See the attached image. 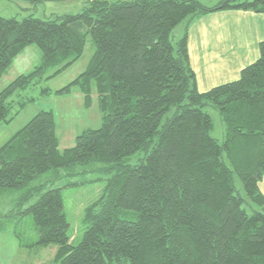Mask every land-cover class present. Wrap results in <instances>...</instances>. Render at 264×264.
I'll return each instance as SVG.
<instances>
[{
	"label": "trees",
	"instance_id": "obj_1",
	"mask_svg": "<svg viewBox=\"0 0 264 264\" xmlns=\"http://www.w3.org/2000/svg\"><path fill=\"white\" fill-rule=\"evenodd\" d=\"M90 1L77 14L53 19L0 16V76L28 45L42 53L39 65L0 90V123L17 112L10 113L8 98L49 67L60 65V72L76 61L87 34L95 49L85 70L54 92L75 88L89 107L94 89L103 113L100 127L83 130L62 150L53 112L32 116L0 147V195L75 164L104 163L116 172L84 208L79 240L69 234L60 188L28 203L41 184L0 212V231L12 221L20 247L55 245L52 264H264V197L258 187L264 175V40L258 58L237 79L203 92L187 52L195 17L227 9L264 14V0H218L211 6L199 0ZM187 16L175 48L171 31ZM208 105L223 125L222 143L210 135ZM171 106L176 112L161 124ZM137 151L144 159L123 166ZM27 218L36 236L25 241L19 228Z\"/></svg>",
	"mask_w": 264,
	"mask_h": 264
},
{
	"label": "rangeland",
	"instance_id": "obj_2",
	"mask_svg": "<svg viewBox=\"0 0 264 264\" xmlns=\"http://www.w3.org/2000/svg\"><path fill=\"white\" fill-rule=\"evenodd\" d=\"M107 3H113L119 0H105ZM207 6L216 3L217 0H199ZM92 5L90 0H49L41 1L36 4L28 0H0V16L5 18H15L21 20L24 17L32 15L35 18H57L66 14H77L84 8ZM187 16L172 31L171 42L176 48V43L182 35L187 25ZM95 44L89 34L86 35L84 50L81 56L72 64L55 72L60 65L51 66L45 70L42 78L36 83L29 85L24 89L16 90L9 98L11 106L10 113L13 119L9 123H0V147L17 132L32 116L41 110L52 111L55 119L56 133L59 138V149L62 150L74 144V138L77 134L88 128H98L103 123V113L98 106L97 93L93 89L91 94V104L86 106L81 92L75 88L67 94H56L57 90L83 72L88 61L94 52ZM42 53L36 44H30L20 53L12 58L8 67L0 76V90L6 87L12 80L21 74H28L35 66L41 62ZM50 89L51 92L45 93L43 89ZM24 105L20 108V103ZM187 100L184 101L186 103ZM177 107L171 106L162 116L161 124L176 112ZM212 118V129L210 135L222 143L224 128L220 118L212 106L204 108ZM156 139V136H154ZM144 159V152L137 151L122 161V165H135ZM120 168V166L118 167ZM116 172V168H109L104 163H92L88 165L75 164L70 167H61L56 170L51 169L43 173L39 178L33 180L29 186L23 189H13L4 191L0 195V212L7 211L13 207L19 196L27 188L41 184L39 191L28 201L33 202L40 193L48 188H60L64 212L69 223V234L79 240L85 229L82 224L84 208L93 203L99 197L106 180ZM235 184L241 191L242 185L239 178L235 177ZM13 222L7 223L5 233L11 237V244L7 245L5 251L7 255H19L23 249L19 250L16 246L17 240L13 235ZM19 232L24 235V240L28 236H36V231L32 227V220L27 218V222L19 228ZM42 254L39 256L42 264H52L53 244L41 246ZM34 251V250H32ZM24 261V264L35 263L36 258L32 257ZM42 257V258H41ZM21 264V263H19Z\"/></svg>",
	"mask_w": 264,
	"mask_h": 264
},
{
	"label": "crops",
	"instance_id": "obj_3",
	"mask_svg": "<svg viewBox=\"0 0 264 264\" xmlns=\"http://www.w3.org/2000/svg\"><path fill=\"white\" fill-rule=\"evenodd\" d=\"M262 40L263 13L227 9L195 17L188 28L187 52L198 90L203 92L237 79L240 70L258 58ZM258 187L264 197V175ZM11 242V237L0 231V264H24L31 255L36 262L30 264H42L39 256L44 247L24 248L23 253L11 257L5 251ZM16 246L22 250L18 242ZM52 250L54 255L56 247Z\"/></svg>",
	"mask_w": 264,
	"mask_h": 264
}]
</instances>
